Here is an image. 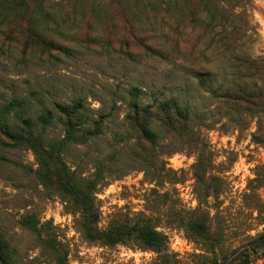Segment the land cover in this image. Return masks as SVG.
Wrapping results in <instances>:
<instances>
[{
    "label": "rangeland",
    "instance_id": "374dc122",
    "mask_svg": "<svg viewBox=\"0 0 264 264\" xmlns=\"http://www.w3.org/2000/svg\"><path fill=\"white\" fill-rule=\"evenodd\" d=\"M38 2L24 14H0V108L26 98L24 115L36 120L80 97L89 120L105 115L98 137L70 143L60 156L80 179L105 167L98 226L151 217L174 264L220 261L264 234V0ZM36 30L55 48L29 41ZM133 86L143 103L175 97L191 111L186 136L152 122V162L127 123ZM240 89L246 95L237 99ZM7 120L18 128L14 112ZM64 133L55 119L45 140ZM2 140L0 239L12 264H162L135 243L87 238L80 212L38 178L32 148ZM202 213L221 237L215 251L184 228ZM27 215L38 232L21 223ZM248 253L251 264H264V245Z\"/></svg>",
    "mask_w": 264,
    "mask_h": 264
},
{
    "label": "trees",
    "instance_id": "16d2710c",
    "mask_svg": "<svg viewBox=\"0 0 264 264\" xmlns=\"http://www.w3.org/2000/svg\"><path fill=\"white\" fill-rule=\"evenodd\" d=\"M29 2L30 0H0V14L6 15L11 12L24 14L30 8ZM44 2L45 0H39L37 9H41ZM29 20L33 28L36 29L31 17ZM35 40L55 48L54 41L47 39L41 31L36 30L31 34L29 41ZM199 82L204 85L205 79L201 78ZM140 93V87L130 88V111L126 118L130 130L138 132L137 138L144 149L148 150L149 148L146 143L153 145L156 142V134L152 128V122L155 120L175 132L174 134L188 135L183 132L188 126L191 114L187 105L175 97L163 100L154 99L151 102L143 103L139 100ZM233 94L237 99H240L242 94L246 95V89H240ZM261 94L263 93L261 92ZM28 104L30 103L26 98L14 97L0 108V134L5 138L2 142L8 146L26 144L32 148L39 164L36 171L38 178L52 190L60 191L80 212L86 237L108 245L135 243L142 248L154 250L162 264H174V257L169 251L168 236L157 230L151 217H142L132 223L112 221L106 228L98 226L101 214L96 203L95 193L104 178L105 167L103 165L97 166L92 178L80 179L60 159L61 152L70 143L83 144L98 137L103 131L102 124L105 115L102 114L97 119L89 120L83 99L78 97L70 103L56 102L54 110L45 108L43 113L33 120L30 116L24 115L29 107ZM13 112L19 120L18 128L12 127L7 120ZM55 119L63 125L64 136L47 142L44 136L45 129ZM149 149L151 150H148L151 157L150 162H152L155 153L154 149L151 147ZM21 223L33 231L38 232L39 230L38 221L34 219L33 215L23 217ZM184 228L190 237L207 242L213 251L218 248L221 237L211 233L204 213L199 217L186 220ZM263 245L264 243L242 250L228 264L233 262L235 264H251L248 251ZM0 258L7 264H12L7 254V243L2 238L0 239ZM58 262L63 264L61 259H58ZM216 262L218 261L214 260L210 264Z\"/></svg>",
    "mask_w": 264,
    "mask_h": 264
},
{
    "label": "water",
    "instance_id": "95a60500",
    "mask_svg": "<svg viewBox=\"0 0 264 264\" xmlns=\"http://www.w3.org/2000/svg\"><path fill=\"white\" fill-rule=\"evenodd\" d=\"M264 243V236L258 237L256 239H253L251 241H248L246 243H243L236 248H234L229 254H227L224 258H222L220 261L216 262L215 264H227L239 251L245 248H249L252 246H256L259 244ZM1 264H7L4 260L0 258Z\"/></svg>",
    "mask_w": 264,
    "mask_h": 264
}]
</instances>
